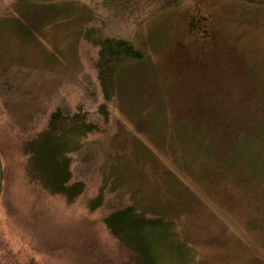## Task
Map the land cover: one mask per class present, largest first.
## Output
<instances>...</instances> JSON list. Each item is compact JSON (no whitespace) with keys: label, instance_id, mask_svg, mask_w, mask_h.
Returning a JSON list of instances; mask_svg holds the SVG:
<instances>
[{"label":"rangeland","instance_id":"374dc122","mask_svg":"<svg viewBox=\"0 0 264 264\" xmlns=\"http://www.w3.org/2000/svg\"><path fill=\"white\" fill-rule=\"evenodd\" d=\"M262 1L0 0V240L27 254L22 264H87L71 256V240L116 246L103 222L111 201L146 212L154 264H264ZM191 13L207 16L206 27L197 30ZM93 26L146 59L119 68L107 130L70 154L87 189L68 203L31 178L18 138L58 106L83 104L102 122L98 48L85 38ZM102 186L104 204L90 209ZM30 237L53 252H35Z\"/></svg>","mask_w":264,"mask_h":264},{"label":"trees","instance_id":"16d2710c","mask_svg":"<svg viewBox=\"0 0 264 264\" xmlns=\"http://www.w3.org/2000/svg\"><path fill=\"white\" fill-rule=\"evenodd\" d=\"M20 4L34 1L49 2L53 0H16ZM105 5L113 6L117 0H104ZM178 0H119L117 6L135 5L149 6L152 4L168 5ZM263 2L262 0H250ZM96 31V36L89 33ZM85 38L98 48L96 58L97 78L102 92V103L98 106V114L102 122L90 119V111L83 104H78L76 111H69L58 106L48 116L43 128L32 135H24L19 139V146L31 162L32 179L38 182L48 193L65 197L68 203H73L86 191V181L74 179L71 153L82 149L84 140L91 134L107 130L110 122L109 104L116 94L117 73L122 65L129 62L143 61L145 53L128 39L102 34L96 27H89ZM1 153V150H0ZM102 186L99 191L88 199L90 209H97L105 202V192ZM115 202L109 203V213L103 217L108 233L115 239L116 246L106 247L99 239H88L84 243L75 244L71 240L67 246L74 249L73 254L87 264H128L122 258H133L139 262L138 252L143 248L144 261L142 264H154V248L149 245L147 238L153 236L154 227L146 212L133 204L117 207ZM162 219V217H159ZM153 229V231H152ZM156 229V228H155ZM61 240L62 244H66ZM67 250V247H64ZM71 250H67L70 252ZM58 253V251H56ZM72 252V251H71ZM130 258V259H131ZM150 260V262H149Z\"/></svg>","mask_w":264,"mask_h":264},{"label":"flooded vegetation","instance_id":"af4514ba","mask_svg":"<svg viewBox=\"0 0 264 264\" xmlns=\"http://www.w3.org/2000/svg\"><path fill=\"white\" fill-rule=\"evenodd\" d=\"M189 17L191 18L190 23L192 25H195L197 27V30L202 29V26L206 27V21L208 19L207 16L200 15L199 13H191ZM203 32H207V29H204ZM203 36H205V34H203ZM29 243L32 244V248L35 250V252L42 255H47L49 252H53V250L50 249V246H48V249L44 247L42 249L38 248L36 243H33L32 238L30 239ZM5 246L6 245L0 240V252L3 251L2 253H0V264H22L24 261H27L26 253H24L25 256H22L19 250L13 249L12 251H9V249H7Z\"/></svg>","mask_w":264,"mask_h":264},{"label":"water","instance_id":"95a60500","mask_svg":"<svg viewBox=\"0 0 264 264\" xmlns=\"http://www.w3.org/2000/svg\"><path fill=\"white\" fill-rule=\"evenodd\" d=\"M3 165H2V159H1V154H0V196L2 193V188H3Z\"/></svg>","mask_w":264,"mask_h":264}]
</instances>
